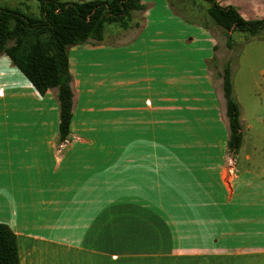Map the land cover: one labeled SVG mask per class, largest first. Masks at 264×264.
<instances>
[{
	"label": "crops",
	"instance_id": "crops-1",
	"mask_svg": "<svg viewBox=\"0 0 264 264\" xmlns=\"http://www.w3.org/2000/svg\"><path fill=\"white\" fill-rule=\"evenodd\" d=\"M170 2L69 50L65 143L57 90L0 55V223L21 264H264V165L245 138L229 154L216 36Z\"/></svg>",
	"mask_w": 264,
	"mask_h": 264
},
{
	"label": "trees",
	"instance_id": "trees-1",
	"mask_svg": "<svg viewBox=\"0 0 264 264\" xmlns=\"http://www.w3.org/2000/svg\"><path fill=\"white\" fill-rule=\"evenodd\" d=\"M38 16H25L18 10L0 7V55L7 56L40 95L57 90L60 111L59 141L69 140L74 113L73 77L69 50L89 42L102 43L108 27L128 31L139 27L136 15L146 10L142 0H36ZM207 15L227 33L239 31L258 36L264 30V17L245 21L233 8H221L215 0ZM114 32V31H112ZM111 32V33H112ZM229 125L228 152L236 156L243 142L241 110L233 93L232 72L227 64L220 75ZM0 264H21L18 237L0 223Z\"/></svg>",
	"mask_w": 264,
	"mask_h": 264
},
{
	"label": "rangeland",
	"instance_id": "rangeland-1",
	"mask_svg": "<svg viewBox=\"0 0 264 264\" xmlns=\"http://www.w3.org/2000/svg\"><path fill=\"white\" fill-rule=\"evenodd\" d=\"M75 2L91 0H73ZM162 0H156L161 2ZM174 6L173 12L190 24L199 25L206 29L209 26L216 36L218 51L217 58L211 64L212 75L216 80L227 64L232 72L233 93L238 101L242 115L243 139L246 151L260 160L250 168L260 170L264 165V30L255 37L235 31L232 35V47L227 45V33L213 24L207 15L212 4L207 0H170ZM221 8H233L247 22L259 21L264 17V0H215ZM0 7L18 10L25 16H38L39 3L36 0H0ZM147 8L142 14H146ZM140 15L138 19L140 20ZM145 18V17H144ZM114 27H108L110 36ZM242 129V130H243ZM262 150V151H261Z\"/></svg>",
	"mask_w": 264,
	"mask_h": 264
},
{
	"label": "built area",
	"instance_id": "built-area-1",
	"mask_svg": "<svg viewBox=\"0 0 264 264\" xmlns=\"http://www.w3.org/2000/svg\"><path fill=\"white\" fill-rule=\"evenodd\" d=\"M231 172V171H230ZM233 172H231L230 174H232Z\"/></svg>",
	"mask_w": 264,
	"mask_h": 264
}]
</instances>
